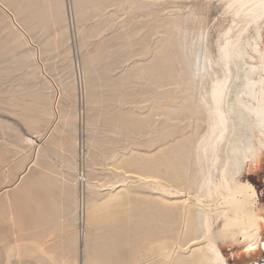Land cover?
Wrapping results in <instances>:
<instances>
[{
	"label": "rangeland",
	"instance_id": "374dc122",
	"mask_svg": "<svg viewBox=\"0 0 264 264\" xmlns=\"http://www.w3.org/2000/svg\"><path fill=\"white\" fill-rule=\"evenodd\" d=\"M228 4L0 0V264H199L198 218L214 207L202 177L219 181L231 145L202 155L220 45L244 28ZM233 79L230 102L244 93ZM239 179L264 219V151ZM218 244L228 264L264 257L240 237Z\"/></svg>",
	"mask_w": 264,
	"mask_h": 264
},
{
	"label": "bare ground",
	"instance_id": "6f19581e",
	"mask_svg": "<svg viewBox=\"0 0 264 264\" xmlns=\"http://www.w3.org/2000/svg\"><path fill=\"white\" fill-rule=\"evenodd\" d=\"M228 1L230 8L236 10L235 15L242 18L244 28L236 35H232L231 29L225 33L224 41L220 45L222 75L212 79V88L209 93L212 102L209 110L211 130L208 143H204L201 147L202 155L207 157L210 153H214L216 147L223 141L228 143L231 141V145L229 155L220 169L219 181L215 182L211 171L202 177L204 178L205 196L207 200L214 202V207L208 209L211 213L200 214L198 218V223L202 228V235L199 239L203 241L206 248L199 264H228L218 244L219 239L226 237L232 239L240 237L245 246L253 244V248L248 247L246 250L249 256H252V251L256 249L264 251V238L260 237L262 230L258 225L260 221L264 224V219L256 217L255 211L258 209L256 189L251 183L242 182L239 179L248 167L249 160L257 163L258 154L264 151V138H256L253 128L255 124L261 137H264V51L260 44L262 35L259 26L260 20L264 18V0ZM251 24L256 25L254 27L256 37L244 38L243 33L248 31ZM250 50L253 55L250 54ZM255 56L260 59L259 66L248 63V60H255ZM244 67H247V72H241ZM242 76L244 77V93H236L230 102L226 98L229 83L234 80L233 78L241 79ZM225 104L228 106L227 110L224 107ZM218 159L219 157L216 156L215 161ZM211 168H213L212 165ZM151 183L157 185L156 189L160 187L163 194L166 193L173 197L179 194L178 198L182 195L176 191L178 189L167 188V185L158 187V183L152 180ZM155 185L152 186L155 187ZM201 185L203 186V183L199 186ZM198 191L200 192V188ZM196 197L197 205L203 206V199ZM211 214L216 216V221L223 220L224 222L217 234L213 231ZM253 231L257 232L253 234ZM198 242L196 238L193 245ZM252 264H264V257L261 261Z\"/></svg>",
	"mask_w": 264,
	"mask_h": 264
}]
</instances>
